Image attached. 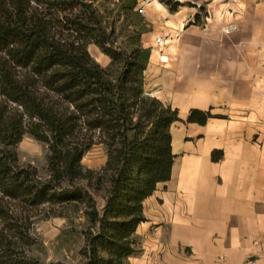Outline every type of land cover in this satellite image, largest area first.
<instances>
[{
    "label": "trees",
    "instance_id": "obj_1",
    "mask_svg": "<svg viewBox=\"0 0 264 264\" xmlns=\"http://www.w3.org/2000/svg\"><path fill=\"white\" fill-rule=\"evenodd\" d=\"M98 1L0 0V216L5 199L30 208L67 206L73 214L83 206L82 264H124L136 251L132 236L144 221V200L170 178L169 129L179 118L144 91L150 49L142 45L137 0H118L115 12ZM161 3L171 12L180 6ZM89 45L108 57L106 68L91 58ZM212 117L192 110L187 122L204 125ZM24 135L47 146L44 181L19 163ZM97 144L105 165L86 169L82 159ZM50 216L66 217L55 210ZM13 220V239L26 241ZM12 243L0 262L30 264Z\"/></svg>",
    "mask_w": 264,
    "mask_h": 264
},
{
    "label": "crops",
    "instance_id": "obj_2",
    "mask_svg": "<svg viewBox=\"0 0 264 264\" xmlns=\"http://www.w3.org/2000/svg\"><path fill=\"white\" fill-rule=\"evenodd\" d=\"M161 1L168 0H137L134 10L142 8L152 33L160 26L157 38L165 39L157 48L156 38L144 45L150 33L142 36L150 49L144 91L177 111L179 121L169 129L170 178L144 200V221L132 236L136 251L124 264H264V3L243 19L212 9L215 20L183 31L209 0H170L180 4L172 12ZM229 21L243 27L240 40L221 39ZM87 48L109 62L95 45ZM192 110L213 117L188 123ZM215 151L222 154L217 161Z\"/></svg>",
    "mask_w": 264,
    "mask_h": 264
},
{
    "label": "rangeland",
    "instance_id": "obj_3",
    "mask_svg": "<svg viewBox=\"0 0 264 264\" xmlns=\"http://www.w3.org/2000/svg\"><path fill=\"white\" fill-rule=\"evenodd\" d=\"M103 8L107 11L117 10L115 4L111 0H103ZM174 2L172 1V4ZM264 3L254 0H221L212 1L209 0L198 10V14L191 19V23H187L183 26L182 30L188 29L190 26H195L198 29H202L211 19L215 20L216 17L212 16V9H219L225 14L226 19L233 20L231 16L240 14V19L244 17L241 14L251 8L257 7L259 4ZM168 8V7H167ZM139 14V13H138ZM114 15V13H113ZM145 19L144 14H139ZM225 19V18H224ZM246 19V18H245ZM163 19L160 21L163 23ZM235 21V20H234ZM144 28L146 33L150 35L146 36L147 40H144V45H153L152 40L161 37L163 31L159 30L160 26H156V32L152 33L151 26L144 21ZM158 27V28H157ZM197 30V29H194ZM221 39L226 40H240L238 34L243 27H237L236 23L229 21L226 25H223L220 29ZM247 32V28L244 29ZM145 33V34H146ZM174 36V35H173ZM175 39V37L173 38ZM177 39V38H176ZM89 53V50L87 48ZM102 54V53H101ZM103 55V54H102ZM91 56V55H90ZM106 57L105 55H103ZM91 58L100 65L102 68H106L109 64L104 63L102 60H95L93 56ZM107 60L108 57H106ZM16 152L18 154L19 163L22 166H32L36 169L38 177L41 181L47 179V146L34 140L28 135H24L21 141L16 146ZM104 159V160H103ZM106 154L104 147L101 144L94 145L83 157L82 165L87 169V164L93 162L97 168L91 170L101 169L106 162ZM97 193V192H96ZM97 207L102 209L103 201L100 198L98 192L94 196ZM1 207L3 208V215L0 216V256H4L6 253V244L12 243L13 252H17L21 255V258L25 262L30 264H82L81 249L85 244V233L88 228V223L85 220L83 214L84 207H80V211L76 214L72 212H66L67 206L62 209L61 207H53L51 209L48 205L39 206L36 208L28 207L25 202L11 201L5 199ZM51 210H55L57 214L62 212L66 217L50 216ZM17 217V224L24 228L27 235L26 241L13 239V217ZM17 246V247H15ZM16 248V249H15ZM248 263V262H247ZM0 264H2L0 262Z\"/></svg>",
    "mask_w": 264,
    "mask_h": 264
},
{
    "label": "built area",
    "instance_id": "obj_4",
    "mask_svg": "<svg viewBox=\"0 0 264 264\" xmlns=\"http://www.w3.org/2000/svg\"><path fill=\"white\" fill-rule=\"evenodd\" d=\"M137 13L142 14L143 13V9L142 8H138L136 10ZM155 45L157 46V48H162L165 46V39L163 38H156L155 39ZM247 264H256L254 261H249Z\"/></svg>",
    "mask_w": 264,
    "mask_h": 264
}]
</instances>
